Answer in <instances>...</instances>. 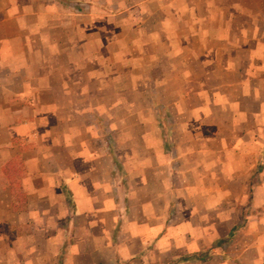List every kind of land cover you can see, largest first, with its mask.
Instances as JSON below:
<instances>
[{"label": "crops", "instance_id": "0c3cea01", "mask_svg": "<svg viewBox=\"0 0 264 264\" xmlns=\"http://www.w3.org/2000/svg\"><path fill=\"white\" fill-rule=\"evenodd\" d=\"M0 264H264V0H0Z\"/></svg>", "mask_w": 264, "mask_h": 264}]
</instances>
